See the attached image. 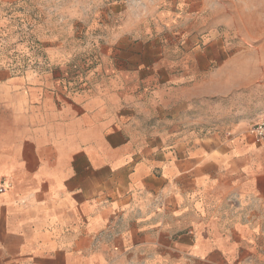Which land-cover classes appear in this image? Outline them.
I'll return each mask as SVG.
<instances>
[{
    "label": "crops",
    "instance_id": "crops-1",
    "mask_svg": "<svg viewBox=\"0 0 264 264\" xmlns=\"http://www.w3.org/2000/svg\"><path fill=\"white\" fill-rule=\"evenodd\" d=\"M23 1L0 0V17ZM45 56L0 50V264H264V143L250 119L160 140L125 116L122 93L15 60Z\"/></svg>",
    "mask_w": 264,
    "mask_h": 264
},
{
    "label": "rangeland",
    "instance_id": "rangeland-1",
    "mask_svg": "<svg viewBox=\"0 0 264 264\" xmlns=\"http://www.w3.org/2000/svg\"><path fill=\"white\" fill-rule=\"evenodd\" d=\"M161 1L24 0L0 17V50H44L51 56L15 60L68 86L122 93L125 116L141 118L135 124L160 140L177 130L257 121L252 110L264 101V0H243L229 11L225 0L188 8ZM248 51L257 57H246ZM201 52L203 67L196 68ZM153 60L167 64L144 66ZM251 60L257 64L247 65Z\"/></svg>",
    "mask_w": 264,
    "mask_h": 264
},
{
    "label": "built area",
    "instance_id": "built-area-1",
    "mask_svg": "<svg viewBox=\"0 0 264 264\" xmlns=\"http://www.w3.org/2000/svg\"><path fill=\"white\" fill-rule=\"evenodd\" d=\"M247 133L253 138V141L257 144L264 143V117L259 121L253 123L248 129ZM3 188H0L2 191Z\"/></svg>",
    "mask_w": 264,
    "mask_h": 264
}]
</instances>
